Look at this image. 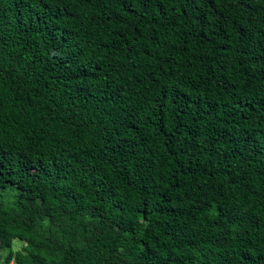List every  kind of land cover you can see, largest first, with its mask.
I'll use <instances>...</instances> for the list:
<instances>
[{"label":"trees","instance_id":"trees-1","mask_svg":"<svg viewBox=\"0 0 264 264\" xmlns=\"http://www.w3.org/2000/svg\"><path fill=\"white\" fill-rule=\"evenodd\" d=\"M0 262L264 264V0H0Z\"/></svg>","mask_w":264,"mask_h":264},{"label":"rangeland","instance_id":"rangeland-1","mask_svg":"<svg viewBox=\"0 0 264 264\" xmlns=\"http://www.w3.org/2000/svg\"><path fill=\"white\" fill-rule=\"evenodd\" d=\"M21 245H22V242L19 241V240H17V239H15L12 242V249L13 250H16V249L20 248ZM1 252L2 253H5V250H1ZM0 264H13V263L12 262L11 263H3V262H0Z\"/></svg>","mask_w":264,"mask_h":264}]
</instances>
